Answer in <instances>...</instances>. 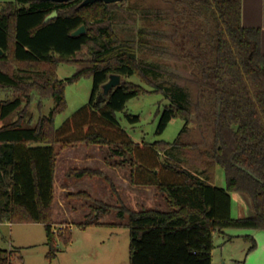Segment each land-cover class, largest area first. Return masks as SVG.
<instances>
[{"label": "trees", "instance_id": "16d2710c", "mask_svg": "<svg viewBox=\"0 0 264 264\" xmlns=\"http://www.w3.org/2000/svg\"><path fill=\"white\" fill-rule=\"evenodd\" d=\"M83 0H7L0 7V222L41 223L46 257L58 251L70 231L55 236L52 201L56 146L106 145L109 155L128 164L134 186H153L164 195L166 209L128 210L92 199L86 192L71 197L91 199L92 218L99 224L114 208L127 218L128 264H211L213 237L225 229L264 230V53L261 30L242 24V0H128L104 3ZM139 10L145 21L135 38L118 37L116 14ZM84 25V32L71 33ZM84 47L88 57L76 58ZM148 51L154 59L140 61ZM60 62L76 71L65 79L56 74ZM110 74L120 83L101 96ZM141 82L167 101L158 111L155 132L172 118L183 125L169 142L134 141L120 124L129 99L143 93ZM91 76L88 101L58 127L54 117L66 107L64 87ZM54 97L48 115L24 123L35 102ZM16 113L18 118L6 121ZM130 124L138 115L124 112ZM221 167L225 185H215ZM74 175H100L80 169ZM115 193L111 180L104 176ZM249 200L252 213L231 215V193ZM231 240L233 236H227ZM246 253L256 248L250 235ZM0 264H13L11 251L0 247Z\"/></svg>", "mask_w": 264, "mask_h": 264}, {"label": "rangeland", "instance_id": "374dc122", "mask_svg": "<svg viewBox=\"0 0 264 264\" xmlns=\"http://www.w3.org/2000/svg\"><path fill=\"white\" fill-rule=\"evenodd\" d=\"M6 1L7 0H0V7H4ZM145 2L146 0H128L126 6L134 5L139 9L140 6H144ZM113 16V21L116 23L115 31L119 38L138 39V36L135 35V29L137 27H144L146 24L139 10L135 9V11H130L127 14L120 12ZM87 52V47H84L77 53L76 58H87ZM138 59L143 61L146 59H154V57L148 51H140L138 53ZM75 71L76 66L69 63L60 62L56 67V74L59 79H65L74 74ZM128 80L142 85L145 91L129 99L124 111L117 113L120 124L126 129L130 137L137 142H154L157 140L173 141L183 125L182 120L178 117L172 118L164 131L161 134H157L155 130L158 121V111L163 109L167 101L160 93L154 92L149 85L141 82L136 75L131 76ZM91 85V76H83L77 81L65 85L64 97L66 107L63 111L55 115V127H58L76 109L88 101ZM13 96L14 94L12 93L6 94L0 91V100L12 98ZM54 105V97L43 100L40 109L37 107V104L33 102L24 112V123L29 125L34 124L40 116L48 115ZM124 112L138 115L139 121L134 124L128 123L123 117ZM17 118L18 115L14 113L8 117L6 121L16 120ZM99 147L102 156L105 158L106 162L110 163V166H127L129 168L128 164L124 163L122 165L118 160L109 155L110 151L108 146L102 145ZM104 176L107 175L103 172V178ZM58 180H61V175H59ZM103 182L102 180V184L104 185L97 191V194L106 200V202L102 201V203L112 207L118 206V198L120 199V196L115 185L111 181L115 188L114 193L109 183L106 181L108 183L107 186L106 183ZM214 182L215 185L219 187L225 185L224 173L219 166L215 169ZM141 193V195L144 196L148 194V196L151 195L150 192H148V194L144 192ZM55 198L57 202L58 200L62 201L65 199L59 190L56 191ZM84 201L85 200L80 199L76 200V202ZM111 203H113V205ZM86 205H84V209L89 213L84 216V222L92 218L91 209L93 207L89 205L92 207L90 209V207ZM75 206H78V204L76 203ZM76 210L78 214L74 215V221L81 219V209L76 208ZM251 213L252 210L248 198L239 193H231L232 217L247 216ZM61 215V213L59 215L56 214V218H59ZM103 215H106L103 218V224H90L85 227H78V225L72 224L69 227V222L67 221L60 222L53 226L55 236L68 232L69 228L70 240L67 244H64L61 238H56L58 251L52 259L46 257L48 247L45 244L44 226L40 223H12L10 226L0 225V247L11 251L13 264H128L129 232L126 216L119 218L114 208L109 209ZM225 230L228 233H232L235 229ZM247 231L250 232V230ZM227 238L226 235H222L221 233L214 235L212 264H223L225 262L226 264H258L260 260H264V238L262 236L258 237L259 248L248 254L246 250L250 243L245 241L242 236L235 237L233 241H229Z\"/></svg>", "mask_w": 264, "mask_h": 264}, {"label": "crops", "instance_id": "0c3cea01", "mask_svg": "<svg viewBox=\"0 0 264 264\" xmlns=\"http://www.w3.org/2000/svg\"><path fill=\"white\" fill-rule=\"evenodd\" d=\"M242 24L246 27H258L261 30V50L264 53V0H242ZM57 158L54 168V178H53V201H52V215L51 219L53 226L59 224L60 222H69V227L72 224L81 227L84 223V216L89 213L85 211V206L90 205L93 207V201L87 198H80V200H85L84 202H76L79 200L78 197H71L70 194H75L78 192H86L92 199L98 201H104L102 196L97 194V191L106 183H108L100 175H81L77 176L72 174L73 170L80 169H90L99 170L113 182L117 192L119 193L120 199L123 204L130 211H140L142 209H152V210H165L166 203L165 198L162 193L159 194L157 189L153 186H134L130 182V172L127 166L112 167L110 163L106 162L105 158L102 156L100 147L97 145H73L68 146L60 150L59 146H56ZM59 175H61V180H58ZM59 181V182H58ZM109 189V188H108ZM156 189V190H155ZM59 190L61 194L65 197L64 200L56 201L55 194ZM150 192V196L141 195L142 193ZM78 206H75L76 203ZM113 205V203H111ZM89 206V207H90ZM86 207V210H87ZM90 207V209L92 208ZM76 208L81 209V219L74 221V215L78 214ZM62 214L59 218H56V214ZM104 216L98 218L99 224L104 223ZM77 222V223H76ZM12 223L9 221L0 222V225L10 226ZM41 224V223H40ZM247 230H250L247 231ZM69 231V228H68ZM234 232V233H233ZM232 233H228L223 230L222 235L233 236L229 241H233L235 237H240L244 235L252 236L256 241V251L259 248L258 237L262 236L264 238V230H251V229H235ZM213 252V250H212ZM252 252V251H251ZM250 252V253H251ZM212 256V253H211ZM213 263V258L211 257V264ZM223 264H226L223 263ZM258 264H264L263 261H259Z\"/></svg>", "mask_w": 264, "mask_h": 264}, {"label": "water", "instance_id": "95a60500", "mask_svg": "<svg viewBox=\"0 0 264 264\" xmlns=\"http://www.w3.org/2000/svg\"><path fill=\"white\" fill-rule=\"evenodd\" d=\"M52 1H56V2H66L69 0H52ZM95 1H102L104 3H113V2H119L121 0H83L82 1V5L88 4V3H92ZM84 32V25H81L79 28H77L76 30H74L71 34L73 36L78 35L80 33ZM1 53V50H0ZM120 83V76L118 74H110L108 77V80L106 82H104L101 86V94H99V98L101 96H106L110 89L112 87H115L116 85H118Z\"/></svg>", "mask_w": 264, "mask_h": 264}]
</instances>
